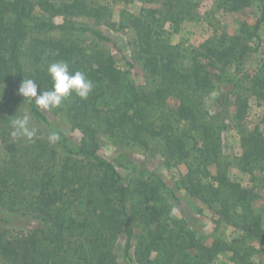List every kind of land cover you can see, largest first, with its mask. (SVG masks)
<instances>
[{
    "label": "trees",
    "instance_id": "obj_1",
    "mask_svg": "<svg viewBox=\"0 0 264 264\" xmlns=\"http://www.w3.org/2000/svg\"><path fill=\"white\" fill-rule=\"evenodd\" d=\"M248 1L231 0V8H242ZM161 4L166 11L174 7L166 1ZM35 7L39 16L33 20ZM140 11L127 17L134 29V56L94 26L52 20L79 16L99 20L107 12L105 5L88 0H0V123L10 129V121L20 116L16 109L25 103L34 127L41 122L49 125L47 114L24 101L17 90L24 78L34 79L38 91L51 90L48 66L66 62L70 71L84 73L93 83L87 99L73 94L60 106L70 124L86 137L104 126L138 145L149 147L148 141L157 139L166 159L192 156L197 164L181 179L186 192L207 203L223 221L234 223L242 234L264 238V223L261 214L253 211L251 191L218 167L213 174L208 168L222 153L221 133L230 130L232 120L242 132L243 167L264 163L261 134L243 132L248 98L236 88L245 79V70L237 68L235 77L227 72L245 57L237 51L239 36H231L229 43L216 36L215 42L192 47L184 61L179 56L181 44L155 36L162 27L159 7ZM261 14L264 18L263 10ZM84 33L89 36L87 43L71 38ZM111 48L119 52L123 65ZM139 59L151 77L145 84L129 81L128 73ZM249 81L252 92L263 94L264 78L254 76ZM47 133L38 129L34 142L21 140L18 148L0 155V204L22 200L19 216L30 213L34 218L33 227L17 235L0 230V256L8 264H79L82 260L86 264H212L220 252H230L234 264H256L248 258L245 235L237 245L235 239H215L210 246L201 238L194 241L183 219L174 217L166 204H159L158 184L164 182L155 174L151 173L155 183L139 179L130 188L112 162L94 155L84 142L77 150L63 143L64 159L53 158L47 153ZM88 156L92 159L85 168ZM169 190L179 201V195ZM131 195L141 203L147 225L140 252L143 263L134 259L131 249ZM65 207L68 216L64 218ZM76 232L78 243L63 247Z\"/></svg>",
    "mask_w": 264,
    "mask_h": 264
},
{
    "label": "rangeland",
    "instance_id": "obj_2",
    "mask_svg": "<svg viewBox=\"0 0 264 264\" xmlns=\"http://www.w3.org/2000/svg\"><path fill=\"white\" fill-rule=\"evenodd\" d=\"M92 4L100 3L106 6V14L102 19L93 21L87 17H62L52 18L56 22L68 21L78 25H91L104 33L115 38L123 49L128 48V52H133L137 56V47L134 44V29L128 24L127 17L141 12L144 8L159 7L160 22L162 27L157 30L159 34L156 37L168 39L169 43L181 44L182 50L179 51L180 58L187 60V55L192 47H198L205 41H216L217 37L223 36L229 39L231 36H239L238 53L245 55L244 58L235 61L229 67L228 75L235 77L237 68L245 71L242 84L236 88L237 92L248 98V116L245 120L246 125L243 126V132L249 133L257 131L261 134L264 142V89L263 94L258 95L252 92V77L258 76L264 78V18H262V10L264 12V0H249L248 4L239 9H232L231 0H88ZM166 1L174 5L173 9L166 11L161 3ZM231 3V4H230ZM141 8V9H140ZM143 8V9H142ZM182 9V11H181ZM132 13V14H130ZM38 9L35 7L31 17L33 20L38 18ZM261 19V21H260ZM259 25L255 28L256 23ZM59 36V34H54ZM62 35V34H61ZM66 35V34H65ZM154 36V37H155ZM217 36V37H216ZM71 38L81 39L84 43L88 42L89 36L84 34H73ZM230 41L228 40L227 43ZM111 47V46H110ZM112 49V48H111ZM117 62L123 65L119 52L112 49ZM127 53V52H126ZM241 60H243L241 64ZM142 59L136 62L135 66L128 73L130 82L147 83L151 77L141 67ZM122 67V66H121ZM124 67V66H123ZM244 67V68H243ZM212 94L210 98H212ZM22 103L16 110L22 116L29 113V106ZM38 108V106H37ZM60 107L50 111H44L50 119V124L41 122L37 129L44 130L45 135L49 131H62L63 135L55 144H49L47 153L59 161L64 159L63 143H66L72 149H80L82 142L85 148L91 150L94 155L105 161H110L125 176L126 183L129 187L137 184L139 179L152 181L155 177L162 179L164 184H158L160 194L159 204L167 205L171 214L183 219L185 226L192 232L194 241L203 240L208 246L215 239H235V245L241 242V237L247 248L249 259L256 264H264V238H259L253 234H242V230H238V226L234 223L223 221L207 203L202 200L190 196L183 184L182 177L187 173L193 163L192 156L187 159H166L161 155L160 141L157 139L149 140L148 146L138 145L131 140L122 139L118 132L112 131L110 127L101 126L92 136H84L80 128L70 124L69 119L59 110ZM232 114V107L230 115ZM34 122V121H31ZM11 128L8 129L0 123V155L8 153L9 148L20 145V139L11 136ZM49 135V133H47ZM221 150L215 163H209L208 168L211 174L216 172L217 167L226 173L229 179L240 182L247 187L253 194L252 208L257 215L261 214L262 224L264 223V163L258 162L253 166L243 167L241 135L242 132L236 127L235 121H230V130L221 133ZM1 155V156H2ZM91 156H88L84 167L90 165ZM254 163V162H253ZM208 173V170L206 171ZM68 173H72L68 171ZM204 177V182L209 178ZM209 180V179H208ZM215 183V182H214ZM170 188L178 195L180 200H176L171 196ZM129 211L132 218V244L133 257L138 263H143L140 252L145 243L146 223L144 220L142 205L137 202L135 195L130 196ZM22 201V200H21ZM17 200L16 204L3 206L0 204V230L6 232V235H17L21 229L27 230L33 227L34 218L21 215L23 211L19 210L20 204ZM18 207V208H16ZM10 208H14L11 210ZM63 213L64 218L67 215ZM69 211V210H68ZM80 218V215L76 216ZM2 218H7L6 221ZM264 225V224H263ZM79 232L68 237L63 247L69 246V243H78L80 240ZM81 236V235H80ZM234 241V240H233ZM74 249L76 245L73 246ZM155 255V254H153ZM230 252H220L217 259H213L212 264H234L230 258ZM258 260H261L259 262ZM121 261V259H120ZM0 264H8L0 256ZM79 264H86L80 261Z\"/></svg>",
    "mask_w": 264,
    "mask_h": 264
},
{
    "label": "clouds",
    "instance_id": "obj_3",
    "mask_svg": "<svg viewBox=\"0 0 264 264\" xmlns=\"http://www.w3.org/2000/svg\"><path fill=\"white\" fill-rule=\"evenodd\" d=\"M47 72L52 81L51 90L38 91V84L34 79H23L18 87L17 94L29 104H35L42 111H50L58 108L62 103L75 94L84 100L92 92L93 83L80 71H70L69 64L63 61L51 63ZM31 114L25 113L10 121L11 136L26 142H34L38 136V129L32 125ZM50 144L60 140L56 132H50L48 137Z\"/></svg>",
    "mask_w": 264,
    "mask_h": 264
}]
</instances>
